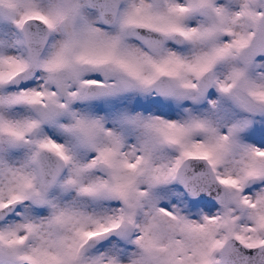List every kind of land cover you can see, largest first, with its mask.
<instances>
[{
	"label": "snow or ice",
	"instance_id": "6c2138e0",
	"mask_svg": "<svg viewBox=\"0 0 264 264\" xmlns=\"http://www.w3.org/2000/svg\"><path fill=\"white\" fill-rule=\"evenodd\" d=\"M0 264H264V0H0Z\"/></svg>",
	"mask_w": 264,
	"mask_h": 264
}]
</instances>
